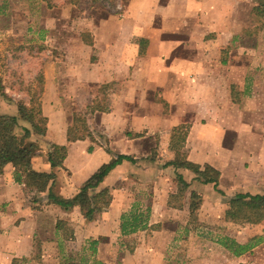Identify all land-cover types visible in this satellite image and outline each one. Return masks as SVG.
<instances>
[{"label":"crops","instance_id":"0c3cea01","mask_svg":"<svg viewBox=\"0 0 264 264\" xmlns=\"http://www.w3.org/2000/svg\"><path fill=\"white\" fill-rule=\"evenodd\" d=\"M26 1L34 7L25 11ZM41 1L51 2L0 0L10 98L0 97V115L15 116L22 99L29 106L36 88L46 123L31 167L55 179L26 195L13 168L2 169L0 264H264V219L224 218L237 195L264 196V0ZM178 128L184 161L215 171L216 186L165 165ZM48 144L65 147L61 168H50ZM116 156L132 161L89 192L110 195L92 220L48 202L49 189L72 199ZM136 215L137 228L122 232ZM224 237L256 244L234 256L218 244Z\"/></svg>","mask_w":264,"mask_h":264},{"label":"trees","instance_id":"16d2710c","mask_svg":"<svg viewBox=\"0 0 264 264\" xmlns=\"http://www.w3.org/2000/svg\"><path fill=\"white\" fill-rule=\"evenodd\" d=\"M115 0H103L101 3L110 4L112 7ZM39 87V85H38ZM37 93H34L27 106L23 101L16 103L17 113L15 116L0 115V173L6 165L13 168V179L16 183L23 186L24 194L35 195L45 192L50 181L54 182L55 175L51 173L36 172L32 169V160L40 153V138L45 135V119L41 116L38 108ZM0 97L10 100L5 94L0 82ZM185 136L183 129H176L172 132L170 149L174 152V160L165 165L174 168H183L190 170L201 181L202 184L211 183L216 186L218 174L205 168L199 171L193 165L184 161L181 153ZM71 138V137H70ZM49 152L47 162L51 169L61 168L66 155L65 147L48 144ZM123 160L132 161L125 156H116L109 163L98 168L80 187L79 192L69 200H64L53 195L49 189L48 202L60 206L63 209H69L78 206L81 214L87 220H92L98 213L107 208L110 202L108 189H103L97 193L92 192L102 183L108 173ZM177 185L180 193L185 192L188 185L180 177L177 178ZM200 205V198L191 194L189 213L190 219L196 218V210ZM226 221L235 224H258L264 219V196L237 195L229 201V209L225 212ZM141 222V216L136 215L131 218L129 224L122 223V232L128 228L130 231L137 228ZM218 244L234 256L244 254L255 246L256 242L246 245H239L234 240L224 237Z\"/></svg>","mask_w":264,"mask_h":264},{"label":"rangeland","instance_id":"374dc122","mask_svg":"<svg viewBox=\"0 0 264 264\" xmlns=\"http://www.w3.org/2000/svg\"><path fill=\"white\" fill-rule=\"evenodd\" d=\"M55 1H56V3H55ZM62 0H51V2H49V1H46V3L45 2H42V3H40L39 5L41 6L42 5V8L44 9V7H47V8H51V6L53 5V4H62V2H61ZM126 1L127 0H121V5H123L124 3H126ZM90 2H88V1H84L83 0V2L81 1V0H77V4H76V8L77 9H81V8H87L88 7V4H89ZM34 4V3H33ZM33 4L31 3V2H28V1H26L25 2V4H24V6L23 7H19V8H23L25 11L26 10H30V9H32L34 6H33ZM92 5H90V7H91ZM107 7H110V4H108V3H106V5H104L103 6V8H107ZM27 36V35H26ZM6 37V36H5ZM16 39V38H15ZM2 35H0V42H2ZM9 43H11V41H16V40H14V38L11 36V35H9L8 36V40H7ZM1 60V59H0ZM1 70V69H0ZM0 73H1V71H0ZM2 74V73H1ZM35 90V92H36V88L34 89ZM34 92V93H35ZM37 93V92H36ZM17 100V99H16ZM22 101H24V99H22ZM197 215V214H196Z\"/></svg>","mask_w":264,"mask_h":264}]
</instances>
